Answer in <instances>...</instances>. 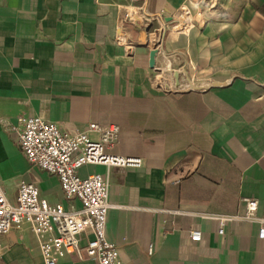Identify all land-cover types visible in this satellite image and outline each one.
<instances>
[{
	"label": "crops",
	"instance_id": "obj_1",
	"mask_svg": "<svg viewBox=\"0 0 264 264\" xmlns=\"http://www.w3.org/2000/svg\"><path fill=\"white\" fill-rule=\"evenodd\" d=\"M37 116L67 132L118 125L109 153L142 160L79 171L107 175L121 264H264V0H0V186L12 204L27 182L79 209L20 150L18 119ZM244 199L258 221L219 235L214 217L243 215ZM0 264H44L35 235L1 236Z\"/></svg>",
	"mask_w": 264,
	"mask_h": 264
},
{
	"label": "built area",
	"instance_id": "obj_2",
	"mask_svg": "<svg viewBox=\"0 0 264 264\" xmlns=\"http://www.w3.org/2000/svg\"><path fill=\"white\" fill-rule=\"evenodd\" d=\"M181 16H188V12L184 10ZM92 134L97 137L92 138ZM120 134L118 125L89 124L84 131L67 132L43 116L20 117L17 137L22 154L32 166L56 176L65 197L79 201L81 206L66 209L62 204H51L40 196L37 185L27 182L19 184L16 202L12 204L0 186V237L13 230L29 229L37 238L44 264H58L82 252L98 264H121L118 248L106 236L107 216L112 207L107 175L81 177L79 173L86 166L141 167L140 158L109 153L119 142ZM243 201V215L214 217L220 224L219 235H224V226L229 222L258 221V202ZM85 234L90 238L82 250ZM189 237L199 243L202 232L191 231ZM259 237L264 239V226ZM153 252L150 246L148 254Z\"/></svg>",
	"mask_w": 264,
	"mask_h": 264
},
{
	"label": "water",
	"instance_id": "obj_3",
	"mask_svg": "<svg viewBox=\"0 0 264 264\" xmlns=\"http://www.w3.org/2000/svg\"><path fill=\"white\" fill-rule=\"evenodd\" d=\"M158 51H159L158 48H155L150 53V67L152 69H155V67H156V57H157ZM174 74H175L174 77H175V81H176V88L179 90L180 86H181L180 73L179 72H175ZM191 88L192 89H196L197 86L196 85H191Z\"/></svg>",
	"mask_w": 264,
	"mask_h": 264
},
{
	"label": "rangeland",
	"instance_id": "obj_4",
	"mask_svg": "<svg viewBox=\"0 0 264 264\" xmlns=\"http://www.w3.org/2000/svg\"><path fill=\"white\" fill-rule=\"evenodd\" d=\"M161 81V80H160ZM197 86V85H196ZM190 86H188V89H189Z\"/></svg>",
	"mask_w": 264,
	"mask_h": 264
}]
</instances>
